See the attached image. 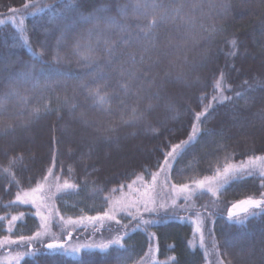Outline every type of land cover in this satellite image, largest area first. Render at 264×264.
Returning <instances> with one entry per match:
<instances>
[{"label": "trees", "instance_id": "obj_1", "mask_svg": "<svg viewBox=\"0 0 264 264\" xmlns=\"http://www.w3.org/2000/svg\"><path fill=\"white\" fill-rule=\"evenodd\" d=\"M138 3L144 0H0V216L24 213L11 233L7 220L0 221V239L38 231L32 209L6 205L20 189L43 183L49 169L61 184L78 186L55 196L65 218L102 213L107 197L121 195L112 189L137 177L142 182L133 188L143 187L158 171L162 153L187 139L194 113L209 102L197 142L173 165L174 183L210 176L226 162L264 156V0H147L156 6L155 15L151 7L137 10ZM12 9L32 14L18 27L20 22L10 19ZM164 13L165 22L142 31ZM27 65H35L30 77ZM49 67L64 75L48 73ZM221 73L227 99L217 103L213 86ZM161 80L162 90L156 87ZM97 87L106 102L89 94ZM225 155L231 159L225 161ZM129 190L123 189L126 197ZM261 191L264 181L257 171L221 189L215 207L225 213L208 209L213 215L203 221L205 246L213 251L211 229L223 264H264V210L252 208L258 215L244 224L236 217L229 221L226 212L250 196L259 198ZM164 196L168 199V192ZM212 199L193 198L203 215L202 206ZM194 216L190 210L147 215L160 223L145 231L120 214L130 225L123 248L95 250L81 261L49 256L38 247L21 264H144L153 233L155 264H207L208 250L188 221ZM105 223L119 231L114 222ZM67 231L61 238L66 243ZM79 233L72 231L73 238Z\"/></svg>", "mask_w": 264, "mask_h": 264}, {"label": "snow or ice", "instance_id": "obj_2", "mask_svg": "<svg viewBox=\"0 0 264 264\" xmlns=\"http://www.w3.org/2000/svg\"><path fill=\"white\" fill-rule=\"evenodd\" d=\"M28 5H25L27 8ZM149 7L153 9V15H155V5H149L147 0H144V3H138L136 5L137 10L145 9L147 10ZM21 10L12 9L14 14L18 13ZM123 11V9H121ZM148 13L145 11V15ZM34 15V13H33ZM14 18V17H13ZM168 19V14L164 13L159 16V20L152 19L142 31L151 32L159 23H163ZM23 25V20L20 21L18 27ZM24 29L21 27V32ZM24 43L28 44L27 38L25 37ZM233 45H235L236 41H232ZM29 48L31 47L28 45ZM32 55L36 57L38 54L33 52ZM42 59V54H39ZM57 60L56 57L53 58V62L55 63ZM47 63L46 61H42ZM29 71L25 75L31 76L32 69L35 68V65H27ZM48 73L57 72L60 75H64V73H60L59 69L49 67ZM147 71H151V69H147ZM41 74H45V69H40ZM224 79L223 73H221L220 79L216 80L214 84V90L218 93V95H213L212 100L217 103L222 102L227 99L224 96V86L222 81ZM152 83H156V78H152ZM39 81L37 80V84ZM158 89H163L164 81L161 80L158 84H156ZM89 94L93 95L99 102H106L105 96L100 94V89L97 87L94 91L89 89ZM158 97V93H157ZM201 102H203V98H201ZM212 108V103L203 105V110L200 112L194 113V123L192 125L191 133L188 135L187 139L180 141L179 143L173 144L170 146V150L162 153L163 160L162 162L157 164L158 171L152 173L151 175V183L144 184L143 190L137 187L133 189V184L137 183V180L142 182V177H137V180H134L132 184L124 185L121 184L119 189L113 188L112 193L120 192L121 195L119 197L109 196L106 198L108 203V207L102 213H98L97 215H88V216H78L76 219L69 217L65 220L64 216L59 215L58 210L55 209L54 198L56 193L63 192L69 189H75L78 187L75 184L69 183L68 181H64L61 185L56 183L54 185H48L46 189V183L48 176H52V170L49 169L47 175L44 177L43 183H38L36 187L31 188L29 191H18L15 196V201L9 202L6 207H11L13 203L19 205H31L35 209L33 215L39 218L41 230L36 231L34 235L25 236L20 235L18 238L13 239L10 235L4 236L0 239V246L3 245H20V244H28L31 245L33 243H40L44 248V254L49 256L61 255L65 257H80L81 261L83 260V255H87L95 250H98L101 254H107L111 246H117L119 248H123L122 240L128 235L127 225L121 224V221L117 219V216L123 214L126 217H130L131 220L137 221L135 225V229H143L147 230L148 227L156 226L160 223V221L152 218H145V213L148 214L149 217L161 216V215H169L168 206H166L163 202H161L160 192L157 186V180L161 173L164 174V179L162 181V187L164 189L170 188L174 195L171 198V207L173 209L177 206V200L182 196L184 203L188 205V208L185 211L191 210L196 217L195 222V233L198 234L199 243L201 247H204L205 240V230L203 227L204 219L211 220L213 215L212 212H209L208 209L210 207L214 208L216 203L219 201L215 199L220 193L221 189L227 190V188L235 182L242 181L247 176H253L258 171L261 180L264 181V163L257 164V161L264 162V156H248L247 160H241L238 164L226 162L223 167H216L214 173L210 176H204L202 179H192L191 183H174L171 180L173 165L177 161L178 158L182 157L183 153L192 145L197 142L198 136L200 134V124L202 122H206V120H202V118L207 117L209 110ZM45 110H47V105H45ZM40 110L35 109L34 112L38 113ZM231 159V155H225L224 160L229 161ZM53 166H55V159H53ZM178 175H183L182 170H177ZM58 180V177L54 178ZM127 187L131 191L135 192L136 198H128L123 194V189ZM204 194H209L213 199L209 204L203 205L204 213L206 215H202L201 211L195 208V202L193 197L202 196ZM244 206L243 210L245 213L248 212L249 208L264 210V191H261L259 194V198L248 197L245 200H241L236 204L232 205L233 209L240 208ZM47 212V214H45ZM55 213V216H54ZM251 215H258L257 212L251 213ZM238 214L234 211L229 210L227 213L228 220L231 221L233 217H237ZM24 217V213L21 212L19 215H12L10 218L5 216H0V221L7 220V231L9 233L12 232L14 224L21 220ZM54 218H58L65 226H70L71 230L66 232V240L72 241L73 235L72 231L76 230L78 225H83L85 221L92 224L94 227L99 225L103 227L105 221L114 222L115 225L119 226V232L115 236L114 239H110L107 243H75V244H67L66 242L57 239L55 237L52 238L51 242L45 243L42 239L43 237L50 235V225ZM214 223V221H211ZM238 224H244L246 222V218L240 219L237 218L235 220ZM133 229V230H135ZM209 236L211 237L213 250H216V241L212 236L211 229L208 230ZM154 239L155 234H151L149 236V253L154 254L158 248L154 247ZM191 243V242H190ZM194 247V244H191ZM31 255H35V253H30ZM24 253L19 252L16 254L14 259L18 262L23 258ZM152 258L151 256L149 257ZM172 259H175L173 257ZM216 264H223L222 260L217 257Z\"/></svg>", "mask_w": 264, "mask_h": 264}, {"label": "rangeland", "instance_id": "obj_3", "mask_svg": "<svg viewBox=\"0 0 264 264\" xmlns=\"http://www.w3.org/2000/svg\"><path fill=\"white\" fill-rule=\"evenodd\" d=\"M29 14H32V13L29 12V11L28 12H26V11L25 12H18L16 14L12 13L11 16H10V19L14 23L20 22L21 19H23L24 17H26ZM260 163H264V162L257 161V164H260ZM56 177L57 176L55 174H53V172H52V176H49V178L47 179L46 189H47L48 185H54L56 183L61 184L59 182V180L54 179ZM163 179H164V174L161 173L159 178H158V180H157V186H158V190L160 192L161 202H163L166 206H168V212H173V211H177V210L180 211V212H188V211H185V209L188 208V205H186L184 203V200H183L182 196L177 200V206L179 208L177 206H176L175 209H173L171 207V198L174 195V193L172 192V190L170 188L164 189L162 187ZM150 183H151V178H150V181L147 184H150ZM135 188H133V189H135ZM21 190L28 191V190H24V189H20V191ZM141 190H143V187H141ZM166 192H168V194H169V198L168 199H166L165 196H164V193H166ZM59 193H61V192H59ZM59 193H56V195H58ZM127 197L134 199V198H136V194H135V192L129 190V193H128ZM54 200H55V198H54ZM15 205H17L18 207H22V208L28 207V208L33 210V213L35 211V209L31 205H19V204H15ZM17 206H15V208H18ZM210 208H212V207H210ZM55 209L57 210L56 205H55ZM212 209L213 210L222 211V212L225 213V208L224 207H222V208L214 207ZM227 210H226V212L229 211V210L228 211ZM253 212H254V210L252 208H249L247 213H245V212L240 213V214H238V216L235 219H237V218H240V219L246 218V219H248L251 216V213H253ZM58 213H59V215H62V214H60V212H58ZM45 214H47V212H45ZM144 215H145V217H147L148 214L145 213ZM54 216H55V213H54ZM62 216H64V215H62ZM84 216H86V215H84ZM36 218L38 220V231H40L41 230V226H40L39 218L38 217H36ZM76 218L77 217H75L73 219H76ZM67 219H68V217L65 218V220H67ZM117 219H119L118 216H117ZM188 221H189L190 224H192L194 226V230H195L196 217L194 216L191 220H188ZM17 222L14 224V226L17 224ZM105 222H107V221H105ZM105 222L103 224V227H100L98 225L97 226V230H95L94 232H88V229L91 226H93V225L88 223L87 221H85L83 223V225H78L76 229L80 230V233L78 234V236L74 237L72 241H67L66 245L67 244H75L77 242H79V243H97V244L101 243V242L107 243L110 239H114L119 231L115 232V229L105 228V226H107V224ZM127 223L128 222L125 223L124 221H121V224L127 225L129 227L130 225H128ZM14 226H13V228H14ZM58 227L62 228V232L59 233V234H58V230H57ZM69 228H70V226H65L61 221H59L58 218H54L52 223H51V225H50V235L46 236V237H43L42 239L44 240L45 243L51 242L53 237L62 240L61 239L63 237L62 233L67 231V229H69ZM204 230H205V228H204ZM196 237H198V234H196ZM199 245H200V243H199ZM38 247H41V249H43V246L40 243H33L31 245L20 244V245H3V246H0V264H17V261L14 259V257L16 256L17 253L23 252L24 256L18 262V264H21L27 257H31L32 256L30 253L39 252L38 249H37ZM111 247H113V246H111ZM204 247H206L205 246V240H204ZM207 250H208V253H207V264H216L217 254L214 252V250L212 251L209 248H207ZM150 256L152 257L151 259L149 258ZM72 258H77V257H72ZM156 262L157 261H156V251H155L154 254H150V253L148 254V256L145 259L144 264H155Z\"/></svg>", "mask_w": 264, "mask_h": 264}, {"label": "water", "instance_id": "obj_4", "mask_svg": "<svg viewBox=\"0 0 264 264\" xmlns=\"http://www.w3.org/2000/svg\"><path fill=\"white\" fill-rule=\"evenodd\" d=\"M243 208H244V206H241L240 208H236V209L232 208L231 211H234L235 213L240 214V213L244 212Z\"/></svg>", "mask_w": 264, "mask_h": 264}]
</instances>
